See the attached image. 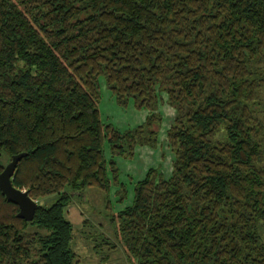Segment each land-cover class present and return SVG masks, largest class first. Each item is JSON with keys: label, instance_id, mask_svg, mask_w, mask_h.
<instances>
[{"label": "trees", "instance_id": "obj_1", "mask_svg": "<svg viewBox=\"0 0 264 264\" xmlns=\"http://www.w3.org/2000/svg\"><path fill=\"white\" fill-rule=\"evenodd\" d=\"M101 77L145 122L102 121ZM261 88L264 0H0V169L25 151L13 185L54 196L27 221L0 190V264H78L66 206L117 182L105 140L154 144L162 94L172 170L135 181L116 240L138 264H264Z\"/></svg>", "mask_w": 264, "mask_h": 264}, {"label": "rangeland", "instance_id": "obj_2", "mask_svg": "<svg viewBox=\"0 0 264 264\" xmlns=\"http://www.w3.org/2000/svg\"><path fill=\"white\" fill-rule=\"evenodd\" d=\"M161 96L157 105L161 120L154 144H138L130 155L112 154L105 140L103 154L106 159L113 158L117 182H112L108 190L86 186L82 193L76 192L66 206L65 215L73 223L71 247L76 252L78 264H138L137 259L128 256L123 245L116 240L110 217L131 202L134 183L143 177L147 168L158 167L166 176L172 170V152L167 143L166 129L172 121L174 109L166 102L164 94ZM260 99L264 109V88L260 90ZM98 106L102 121L111 123L120 132L145 122L148 115V109L138 106L132 97L125 103L118 102L103 77L100 78ZM260 115L264 118V110ZM7 161L2 158L3 164ZM108 176L112 178L110 170ZM53 197L49 195L35 199L39 204H45ZM86 218L88 222L83 225L82 220ZM28 229L33 230L35 226L29 225ZM103 238H109L110 243L101 245ZM262 238L264 240L263 235Z\"/></svg>", "mask_w": 264, "mask_h": 264}, {"label": "water", "instance_id": "obj_3", "mask_svg": "<svg viewBox=\"0 0 264 264\" xmlns=\"http://www.w3.org/2000/svg\"><path fill=\"white\" fill-rule=\"evenodd\" d=\"M26 154L25 151L13 153L11 158L0 169V190L7 199L18 205L16 215L27 221L32 220L38 201L29 195L28 190L16 187L12 183V176L18 160Z\"/></svg>", "mask_w": 264, "mask_h": 264}]
</instances>
